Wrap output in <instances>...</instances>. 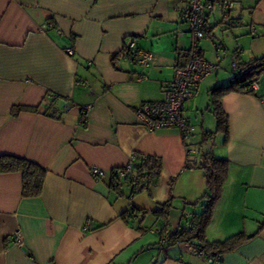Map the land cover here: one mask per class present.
Here are the masks:
<instances>
[{"label": "crops", "instance_id": "obj_1", "mask_svg": "<svg viewBox=\"0 0 264 264\" xmlns=\"http://www.w3.org/2000/svg\"><path fill=\"white\" fill-rule=\"evenodd\" d=\"M178 1L0 0V156L46 170L35 197L22 196L20 172L0 173V264H264V73L253 93L222 96L227 135L214 133L208 151L227 160V175L205 237L246 238L219 260L162 241L199 210L205 179L196 164L210 139L203 133L215 129L211 89L229 83L232 64L264 56V0L217 4L199 43L213 69L183 109L192 136L138 125L136 106L164 97L177 54L190 45ZM130 37L153 54L148 66L120 53ZM133 153L162 161L150 194L112 183ZM165 203L163 220L154 212ZM130 209L143 210L142 220L125 217Z\"/></svg>", "mask_w": 264, "mask_h": 264}, {"label": "trees", "instance_id": "obj_2", "mask_svg": "<svg viewBox=\"0 0 264 264\" xmlns=\"http://www.w3.org/2000/svg\"><path fill=\"white\" fill-rule=\"evenodd\" d=\"M215 1H217L218 3H222L223 0ZM207 24L208 23L206 21V25ZM207 36H209V32L208 35H206L204 38H206ZM198 47L201 57L203 58V60H205L202 54V50H200L199 44ZM179 52L177 54L176 60L178 59ZM248 60L249 61L244 62L240 66L236 65V68L232 71L233 75L228 84L217 86L211 89V108L209 110L211 111L215 119V129L212 132L209 131V133H203L204 139L212 137V135L217 132L227 135L226 132L228 129V117L221 106L222 96L233 91L244 93L254 92V90L251 88L250 83L252 82V79L254 77L264 73V56L259 58H251ZM49 103L51 102L49 101L45 104L47 105L45 113L49 116H52L53 113H49L48 111L51 105ZM32 111H37V108H32ZM132 156V161H130L131 171L121 179L116 173L117 171L121 170L122 167L114 170L111 174L112 183L114 184V186L121 183H127L128 186H130L132 195H136L141 192H147L150 194L151 189L158 182L160 176L159 172L162 168V161H160V157L153 155L133 153ZM196 167L203 171V176L205 179V191L193 203V206L195 208H199V210L195 211L188 220L184 219L185 221L179 226V228L171 233L169 241L171 240L172 243L176 242V244L184 243L186 245L197 246L206 254L205 257L202 258H214L219 260L221 256L220 254L234 250L246 238L243 232L236 233L223 240L208 241L205 237L204 231L207 229L211 221L210 218H212L213 215V211L215 208L214 205H216L217 201L220 198L219 194L221 193L222 185L224 183L223 181H225L226 179L227 160L224 158L214 157L209 152H204L201 160L196 164ZM2 172L21 173V191L22 196L24 197H35L40 194L44 181L43 177L46 174V170L41 168L40 166H37V164L29 160L27 161L26 159L10 155L0 156V173ZM169 207L170 205L168 203L161 204L160 208H158V210L154 213L156 214V216H159L164 220L166 219ZM130 210L142 211L138 209ZM128 216L129 214L127 213L125 217Z\"/></svg>", "mask_w": 264, "mask_h": 264}, {"label": "built area", "instance_id": "obj_3", "mask_svg": "<svg viewBox=\"0 0 264 264\" xmlns=\"http://www.w3.org/2000/svg\"><path fill=\"white\" fill-rule=\"evenodd\" d=\"M182 7L178 11L179 18L187 26V34L190 46L179 52L178 59L174 65L172 79L165 86L164 97L159 101H142L135 108V116L138 125L152 132L163 128H177L184 138H189L194 131V126L189 124L184 115V106L188 98L195 94L197 85L211 72L213 66L203 60L198 50L199 42L208 35L209 27L206 25V12L213 9L214 6L221 5L224 9L232 6V0H223L218 3L215 0H180ZM122 55L126 59H132L139 66H148L153 60V54L138 47L134 38H126L123 40ZM73 49H66V55L71 56ZM233 70L235 65L232 64ZM143 77L138 75L136 80L140 81ZM259 78L252 79L251 88L256 90ZM88 106L83 107L80 114V123L85 122V111ZM133 156L127 160L122 169L117 171V175L122 179L131 171V162ZM90 175L101 178L104 171L96 168H90ZM144 211H130L129 218L132 220H142ZM175 231V230H174ZM17 243L21 241L19 232H14ZM170 236L162 241H166ZM188 250L195 256L205 257V252L194 245H188Z\"/></svg>", "mask_w": 264, "mask_h": 264}, {"label": "rangeland", "instance_id": "obj_4", "mask_svg": "<svg viewBox=\"0 0 264 264\" xmlns=\"http://www.w3.org/2000/svg\"><path fill=\"white\" fill-rule=\"evenodd\" d=\"M197 117L199 119L197 121L192 122V123L196 124L199 127V125L201 123L200 121H202V120H201L200 115H198ZM204 117L206 118V120H205L206 124H204V125H205V127H208V124L210 125V122L213 121V117L209 113H205ZM209 120H211V121L209 122ZM216 138H218V136H214V137L212 136V137H210V139L207 140V142H205L203 145H201V147H203V150L208 152L210 150V148L212 147L211 145H213V142H215Z\"/></svg>", "mask_w": 264, "mask_h": 264}]
</instances>
